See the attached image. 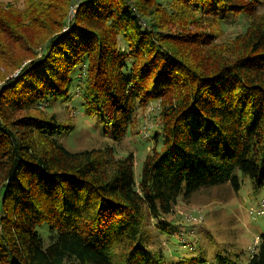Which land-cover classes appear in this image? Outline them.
<instances>
[{
    "label": "trees",
    "instance_id": "trees-1",
    "mask_svg": "<svg viewBox=\"0 0 264 264\" xmlns=\"http://www.w3.org/2000/svg\"><path fill=\"white\" fill-rule=\"evenodd\" d=\"M261 3L0 1V264H237L223 253L168 259L146 223L188 245L164 219L179 199L238 192L241 175L264 188ZM234 18L244 31L224 39ZM54 106L95 120L114 143L149 110L159 128L140 179L132 154L68 150L62 138L76 127ZM249 264H264V235Z\"/></svg>",
    "mask_w": 264,
    "mask_h": 264
},
{
    "label": "rangeland",
    "instance_id": "rangeland-1",
    "mask_svg": "<svg viewBox=\"0 0 264 264\" xmlns=\"http://www.w3.org/2000/svg\"><path fill=\"white\" fill-rule=\"evenodd\" d=\"M0 1L18 7L22 6L23 2V0ZM258 11L264 12V0L259 4ZM223 31L224 39L235 38L244 31V20L241 18L229 20L224 25ZM17 72L13 76H16ZM51 111L58 114L60 121L69 122L76 127L74 132L62 138L68 150L76 152L109 146L114 147L119 156L132 154L135 159V178L140 179L143 163L153 148L152 135L159 128L158 119L150 116L149 110L141 114V119L130 134L119 143L104 137V130L99 127L100 124L85 117L79 111L59 109L58 106H54ZM143 126L148 128L145 130ZM147 129L151 138L145 139L144 132ZM240 177L241 188L238 192L229 184L202 190L188 202L179 199L173 214L164 217L165 222L175 225L176 231L188 232V242H190L188 245L182 246L178 235L174 232L168 235L162 234L155 226V221H147L146 229L150 233L151 247L163 249L166 257L171 260L190 259L202 255L208 261H215L216 256L223 253L237 264H249L256 244L264 235V215H259L257 212L264 200V188L255 193L250 180L243 179L242 175ZM196 217H201L203 220L198 219L197 222L190 220Z\"/></svg>",
    "mask_w": 264,
    "mask_h": 264
},
{
    "label": "built area",
    "instance_id": "built-area-1",
    "mask_svg": "<svg viewBox=\"0 0 264 264\" xmlns=\"http://www.w3.org/2000/svg\"><path fill=\"white\" fill-rule=\"evenodd\" d=\"M258 214L259 215H264V200H262V202H261V204H260V208L258 209ZM251 213H254V212H251ZM198 219H201L202 220V218L201 217H196V218H194V219H192V220H194V221H196V220H198ZM197 222V221H196ZM182 242H184V241H182Z\"/></svg>",
    "mask_w": 264,
    "mask_h": 264
}]
</instances>
